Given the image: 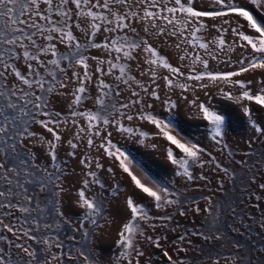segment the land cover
<instances>
[{
    "label": "rangeland",
    "instance_id": "obj_1",
    "mask_svg": "<svg viewBox=\"0 0 264 264\" xmlns=\"http://www.w3.org/2000/svg\"><path fill=\"white\" fill-rule=\"evenodd\" d=\"M239 4L246 6L254 17L264 24V6L257 7L251 3V0H239ZM69 6L74 8L73 5ZM195 6L197 8H208L209 10L214 7L213 0H197ZM41 7L45 6L42 5ZM123 8L124 6H119L118 10L122 12ZM142 9L143 6H140L139 10L142 11ZM53 19L59 20L60 17L53 16ZM76 19L75 14H73V21H76ZM221 19H228V17L217 18L216 20L205 18L203 22L207 27L196 33L197 36L202 37V42L209 44V51L207 52L199 48L198 45L193 47V45L187 43L181 44L177 48L176 45L180 42L178 36H169L167 32L163 36L147 35L142 31V25H134L139 35L136 36L131 33L129 35H133L134 38L146 37L148 42L157 48L161 56L167 58L173 67L180 68L181 72L184 73L183 76L176 75L173 86L169 88L163 76L167 75L172 78L173 74H170L163 67L146 63L145 61L151 57L150 54L143 53L142 49L134 51L135 60H121V63L127 65L129 75L135 77V81H139L147 87L148 92L155 90L159 95V99L147 95L133 81H130V87L116 81L115 77L119 75L118 70H114L112 75L103 77L105 83L111 84L113 88H116L119 84L121 89L120 96L117 97L112 93L106 98V102L113 100L119 106L122 103H128L130 99H140L146 113L174 122L175 127L171 130L173 135L182 139L183 142L195 143L203 150L198 154V162L189 161V170L194 179L189 181L185 176L177 174L178 167L172 165L166 155V148L170 145L163 138L154 135L157 129L147 120L134 118L132 121H128L126 116L122 119L121 123L124 126L132 127L138 132L142 131L150 134L148 137L136 135L133 138H129L128 134L117 131L112 124L105 127L101 122L100 136L91 135L92 147L87 145L89 129L88 122L84 118H77L79 126L84 128L81 139H76L73 135L78 131L77 125L69 123L65 126L61 124L59 125L61 141L56 148V153L58 161L65 169L63 187L66 191L52 196L50 190H40L39 188L40 180L43 177L34 175L32 182L26 184L28 194L34 197L33 203L29 205L30 214H23L14 209L11 215L5 216V212L8 210L0 208V219L3 220L4 224L19 226L18 222L22 223L23 227L31 229V234L37 238L36 240H30L27 237L20 236L18 239L12 233L0 227V249L11 257L10 259L6 257L7 264H27L31 260L23 251V248L15 245L31 246L30 250L33 248L37 250L39 259L33 260L32 264H40L44 257L49 258L50 264H128L129 259L132 264H173V261L177 264H212V261L207 259L210 249L224 245L219 249L221 252L228 254L229 251H236V249L230 248L231 239L225 238L209 242L194 235H187L183 241H177L176 239L194 229L201 228L202 225L213 220V216L204 211L205 208L209 207L206 197H212V204L217 206L213 208V212L219 211V206L227 203H231L236 208L239 219L235 221V225L246 235H236L229 230L227 236L234 237L249 247L254 245L257 249H260L255 253L256 260L259 264H264V248H261L264 245V228L260 226L261 223H264V220L261 219V217H264V189L259 187V185L264 184V106L256 104L254 100L238 99L245 90H248L252 95L264 94L261 91L264 89V70H252L232 78L234 81L245 82L247 84L246 89L222 81L212 82L207 78L202 81L186 79L191 70V61L197 53L202 61H207L208 67L205 69L202 63H198L195 65L196 73L204 71L213 74L230 73L238 71L242 67L238 60L242 56H247L251 50L250 48L245 49L238 46L242 42L239 41L237 36L233 35L228 24L222 25L223 28L227 29L223 34L213 27L214 24L220 25ZM3 23L4 21L0 20V27L3 26ZM41 23L44 22L41 21ZM90 23L89 18H80L79 20L80 28L89 31ZM161 23V21H157V24ZM240 23L244 25L243 31L252 34L253 30L248 27L246 21L241 19ZM168 27L171 28V26ZM192 27V25H189L190 31ZM232 27H235V24ZM72 31L81 43L87 42L85 33L77 29L74 24ZM125 31L127 32V29ZM151 31L155 32L154 29ZM185 35L189 34L185 33ZM104 37L102 27L100 33H97L95 37V42H102ZM221 38L225 41L222 48L218 46V41ZM189 39H191L190 36ZM38 42L44 43L43 40H38ZM58 48L61 52L67 51L63 45H58ZM86 55L100 56L103 59L110 58L109 54L104 52L103 49H89ZM115 55V52L111 54L114 61ZM213 55H215V59L212 58ZM181 57H184V59L182 60ZM21 63L22 60L17 61V66ZM88 63L90 64V71L94 72L96 62L89 60ZM138 63L139 67H137ZM247 63L248 61L245 60V64ZM103 67L107 69L108 66L105 64ZM76 70L83 72L81 68ZM153 70L156 72L155 83L151 79ZM41 71L43 72V69ZM142 72H145V74L141 75ZM68 74L71 75V71ZM98 75V73L93 75L91 81L85 85V99L78 108L81 112L98 111L99 106L96 101L99 95L97 89ZM15 79L13 75L7 74L9 87L14 86L12 82ZM249 81L250 83H248ZM179 84L188 85L187 90L180 88ZM201 84L207 85V87H200ZM76 86L78 85L71 84L73 89ZM68 91L69 89H60L57 86L56 91L48 97V108L67 116L71 111L68 106L72 103L73 97L61 96L58 93ZM132 91L139 92V97L132 96ZM224 92L230 93L233 98H227L223 95ZM192 101H195V104ZM169 102L175 104L174 109H170ZM200 104H204L210 110L216 111L225 118L222 137L213 139L212 126L203 119L198 107ZM147 105L152 107L149 108ZM245 108L248 109L247 112ZM139 110V106H132L124 111L135 114ZM116 116H118V113ZM28 119L30 118H24V120ZM32 129L43 133L46 140L52 139L51 134L39 125H32ZM95 130L93 128L91 131L94 133ZM107 132L112 133L110 139L113 143L122 149H126L136 161L142 162L144 168L147 169V173L136 167L135 163L132 167L144 182L155 187L156 181H158L160 185L179 193L178 199L180 201L187 200L188 203L156 208L152 198H148L134 188L127 175L119 168L118 161L107 157L104 150L99 148ZM69 140L76 143L78 147L72 149L68 143ZM141 140L143 143L139 142ZM153 145L156 147L153 148ZM31 150L35 153L34 162L36 165L46 166L51 164V158L47 155L45 145L36 141ZM70 152H75V156L68 155ZM176 152L178 156L182 155L178 153V150ZM82 158L85 161L91 160L92 167L90 169H85L80 163ZM97 161L103 165V168L96 167ZM201 163H203L202 167L200 166ZM217 164L230 169L235 179L227 178L221 168L217 167ZM108 168H112L114 174L109 173ZM87 171L95 172L97 178L103 184V187H101L99 184L90 183L86 191V196L89 198L103 200L101 215L91 218L85 215L87 210L79 206L77 193V190L82 187V181L86 178L85 173ZM148 173L155 177V181L150 178L146 179ZM201 176L205 179H201ZM252 176H256L255 182L251 181ZM221 180H223L222 191L218 190V182ZM117 185H119V189L116 188ZM4 187L6 185L0 182V189ZM252 193L254 195H250ZM128 197H132L137 204H143L149 214L155 218L141 222L144 234L140 235L137 232L134 249L131 251L126 250L119 243L121 239L119 233L122 230V225L132 216L130 209L126 206ZM257 197H260V199L257 200ZM13 199L16 202L17 197L14 196ZM193 201L196 203H193ZM256 204H259L258 208L255 207ZM197 205L201 209L199 214L194 211ZM181 207L186 212L184 216L179 215ZM168 215L172 216V220L160 219V217ZM90 219H96L102 226L95 227L90 223ZM241 221L243 227H241ZM227 223L229 225L233 224L231 215L227 216ZM152 224L156 225L155 229L150 226ZM5 236L7 239L3 238ZM149 236L158 239L162 247H155L147 239ZM164 236L167 237L166 240L163 239ZM49 238L52 241H58L62 247L58 248L53 244L50 252L45 251L44 246L39 241ZM189 240H191V243H189ZM181 247L186 251H178ZM136 250L142 251L144 255L137 256ZM165 250L172 256L173 261H169L163 255ZM69 253H71V258H69ZM52 254L62 258L51 259ZM85 256L88 257L87 260H85ZM219 264H230V262L221 259ZM244 264H247V261Z\"/></svg>",
    "mask_w": 264,
    "mask_h": 264
},
{
    "label": "snow or ice",
    "instance_id": "obj_2",
    "mask_svg": "<svg viewBox=\"0 0 264 264\" xmlns=\"http://www.w3.org/2000/svg\"><path fill=\"white\" fill-rule=\"evenodd\" d=\"M196 2L197 0H134V3L133 0H58V2L56 0H0V20L4 21L3 26L0 27V101H2L0 103V182L6 185V187L0 189V208L8 210L5 212V216L11 215L14 209L23 214H30L29 205L33 203L34 197L28 194L26 184L32 182L34 175L43 177L39 183L40 190H50L52 196L66 191L63 187L65 169L58 161L56 153V148L61 141L59 125L64 124L67 126L69 123L77 125L78 131L73 135L76 139H81L84 128L79 126L77 118H84L88 122V147L93 145L91 135L100 136L101 122L105 127L112 124L117 131L128 134L129 138H133L136 135L148 137L150 134L142 131L138 132L132 127L124 126L121 123L122 119L126 116L128 121H132L134 118L147 120L157 129L154 135L163 138L170 145L166 148V155L170 163L178 167L177 174L185 176L189 181L194 179L189 170V161L198 162V154L203 150L197 144L183 142L182 139L173 135L171 130L175 127L174 122L146 113L140 99H130L128 103H122L119 106L113 100L106 102V98L112 93L117 97L120 96L121 89L119 84L116 88H113L111 84L105 83L103 77L112 75L114 70H118L119 75L115 77L116 81L129 85V87L131 86L130 81H133L147 95L159 99V95L155 90L148 92L147 87L139 81H135V77L129 75L127 65L121 63V60H135L134 51L142 49L143 53L150 54L151 57L145 61L146 63L163 67L170 74H173L172 78L167 75L163 76L169 88L173 86L175 76H183L184 73L181 72L180 68L173 67L167 58L161 56L157 48L153 47L146 37L134 38L133 35H129V33L139 35L134 25H142V31L147 35L163 36L167 32L169 36H178L180 42L176 45L177 48L181 44L187 43L193 45V47L198 45L199 48L207 52L209 51V44L202 42V37L196 35V33L207 27L203 20L205 18L216 20L217 18L228 17V19H221V24H214L213 27L223 34L227 29L223 28L222 25L228 24L233 35L237 36L239 41L242 42L238 46L245 49L250 48L251 51L248 55L242 56L238 60L242 67L238 71L230 73L213 74L207 71L196 73V64L202 63L205 69L208 67L207 61H202L197 53L191 61V70L186 79L202 81L207 78L212 82L222 81L246 89L247 84L245 82L234 81L232 78L252 70H264V24L259 22L246 6H241L239 0H213L214 7L211 10L204 7L197 8L195 6ZM251 3L257 7L264 6V0H251ZM42 5L45 7L42 8ZM69 5H73L74 8ZM119 6H124L122 12L118 10ZM140 6H143L142 11L139 10ZM73 14L77 18L76 21H73ZM53 16H58L60 19L54 20ZM80 18L90 19V31L80 28ZM241 19L246 21L248 27L253 30L252 34L242 30L244 25L240 23ZM41 21L44 23H41ZM157 21L162 23L157 24ZM73 24L85 33L86 43H81L74 35L72 31ZM233 24H235V27H232ZM189 25L193 26L191 31ZM168 26H171V28ZM102 27L105 37L102 42L97 43L95 37L97 33H100ZM125 29H127V32ZM152 29L155 32H152ZM185 33L189 35H185ZM189 36L191 39H189ZM38 40H43L44 43H39ZM224 44L225 41L222 38L219 39L218 46L222 48ZM58 45H63L67 51L61 52ZM89 49H103L104 52L109 54L110 58L103 59L100 56H88L86 53ZM113 52L116 53L115 61L111 58ZM212 58L215 59V55ZM181 59L183 60L184 57H181ZM21 60L22 63L17 66V61ZM89 60L96 62L94 72L90 71ZM245 60L248 61L247 64H245ZM105 64L108 66L107 69L103 67ZM139 66L138 63L137 67ZM77 68L83 69V72L77 71ZM41 69H43V72ZM69 71H71V75L68 74ZM97 73L99 74L97 76L99 95L96 98L99 106L98 111L81 112L78 108L85 99V85ZM7 74H11L16 78L12 82L13 87L8 86ZM144 74L145 72L141 73V75ZM151 79L155 83L156 72L154 70L151 72ZM71 84H77L78 86L73 89ZM57 86L60 89H69L68 92L58 93L59 95L73 97L72 103L68 106L71 111L67 116L48 108V97L56 91ZM178 86L185 91L188 88V85L185 84H179ZM200 87H207V85L201 84ZM261 91L264 92V89ZM139 95V92L132 91V96L139 97ZM223 95L229 99L233 98L228 92H224ZM238 99L254 100L256 104L264 106V94L252 95L248 90H245ZM192 103L195 104V101H192ZM132 106H139L140 110L135 114L124 111ZM147 107L152 106L147 105ZM198 107L203 119L212 126L213 139L222 137L225 118L216 111L210 110L204 104H200ZM174 108L175 104L170 103V109ZM245 111L247 112L248 109L245 108ZM117 113L118 116H116ZM25 117L30 119L24 120ZM34 124L50 133L52 139L46 140L43 133L34 131L32 129ZM93 128L96 129L94 133L91 131ZM111 135V132H107L99 148L104 150L107 157L118 161L119 168L127 175L134 188L148 198H152L156 208L188 203L187 200L180 201L178 199L179 193L160 185L158 181H156L155 187L144 182L134 172L132 165L135 163L136 167L141 168L146 173L147 169L144 168L142 162L131 157V153L127 152L126 149H122L113 143L110 139ZM36 141L46 146L51 164L46 166L35 164V153L31 149ZM139 142L143 143L142 140ZM68 143L72 149L78 147L72 140H69ZM152 147L155 148L156 146L153 145ZM176 150L182 155L178 156ZM68 155L75 156V152H70ZM80 163L85 169L92 167L91 160L85 161L82 158ZM200 166L202 167L203 163ZM96 167L103 168V165L97 161ZM217 167L221 168L227 178L235 179L230 169L223 168L219 164H217ZM107 171L113 173L112 168H108ZM85 177L82 181V187L77 190L78 204L87 210L86 216L96 217L101 215L103 200L89 198L86 196V191L90 183L99 184L101 187H103V184L97 178L95 172L87 171ZM148 178L155 181V177H152L150 173H148L146 179ZM200 178L205 179L203 176ZM255 180L256 176H252L251 181L255 182ZM218 183V190L222 191L223 180ZM259 187L264 189V184L259 185ZM116 188L119 189V185ZM250 195H254V193ZM14 196L17 197L16 202H14ZM206 199L209 202V207L205 208L204 211L212 215L213 220L202 225L201 228L177 237V241L185 240L187 235L199 236L209 242L228 238L231 239L230 248L236 249V251H229L228 254H225L219 250L224 245L210 249L207 259L211 260L212 264H219L221 259L230 262V264H237V262L244 264L245 261H247V264H259L255 253L260 249H257L254 245L249 247L240 240L227 236L229 230L236 235H246L235 225V221L239 219L236 208L231 203H227L220 205L219 211L213 212V208L217 206L212 204V197H206ZM259 199L260 197H257V200ZM193 203L196 202L193 201ZM126 206L130 209L132 216L122 225V230L119 233L121 237L119 243L126 250L131 251L134 249L137 232L140 235L144 234L141 222L155 218L149 214L143 204L135 203L132 197L127 198ZM255 207L258 208L259 204H256ZM194 211L199 214L201 209L197 205ZM61 215L63 214L61 213ZM179 215H186L183 207L179 209ZM229 215L233 219L231 225L227 223V216ZM160 219L170 221L172 216L168 215L160 217ZM261 219L264 220V217H261ZM90 223L97 228L102 226L96 219H90ZM18 224L19 226L4 224L3 220L0 219V227L12 233L18 239L20 236L27 237L30 240L37 239L31 234V229H25L22 223L18 222ZM150 226L153 229L156 227L155 224ZM260 226L264 228V223H261ZM241 227H243L242 221ZM3 238L7 239L6 236ZM147 239L155 247H162L158 239L151 236ZM163 239L166 240L167 237L164 236ZM39 243L44 246L45 251L49 252L53 244L58 248L62 247L58 241H52L51 238L40 240ZM189 243H191V240H189ZM15 246L23 248V251L31 258L27 264H32L33 260L39 259L37 250L34 248L30 250L31 246ZM261 248H264V245ZM245 249L246 251H244ZM178 251L186 250L181 247ZM136 255L143 256L144 253L136 250ZM163 255L169 261H173L167 250L163 252ZM6 257L11 258L0 249V264H7ZM61 258L56 254L51 255V259ZM69 258H71V253H69ZM84 258L85 260L88 259L87 256ZM40 264H50L49 258L44 257ZM128 264H132L130 259ZM173 264H177V262L173 261Z\"/></svg>",
    "mask_w": 264,
    "mask_h": 264
}]
</instances>
